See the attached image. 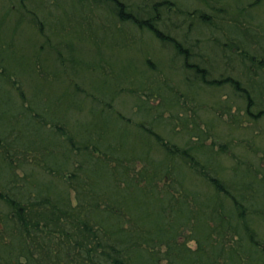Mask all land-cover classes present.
<instances>
[{"label":"trees","instance_id":"trees-1","mask_svg":"<svg viewBox=\"0 0 264 264\" xmlns=\"http://www.w3.org/2000/svg\"><path fill=\"white\" fill-rule=\"evenodd\" d=\"M93 1L114 23H130L137 30L148 28L158 44L172 45L177 53L175 57L183 58L186 67L196 73L192 86L200 83L217 88L228 86L243 99L250 118H264L261 89L264 74L262 77L260 73L257 79L250 76L251 71L249 73L252 66L259 65L264 72V17L261 15L264 0H206L213 12L211 17L198 7L193 9V13L200 16L198 25L203 22L209 29L221 31L222 39H214L222 40L221 48L214 45L222 51L226 63L238 62L246 71L243 76L237 75L241 77L238 79L233 77V72L227 73L226 68L223 71L226 75L221 72L219 76L208 78L205 69L190 63L189 38L184 35L179 38L168 22L174 12L187 13L188 8L178 7L176 11L172 0H155L149 9L146 5L128 6L123 0ZM145 8L154 13L155 24L147 14V20L138 19L139 11H147ZM25 13H33V10ZM22 17L16 26L39 29L38 35L43 37L42 21L36 27L31 20L26 22ZM81 20L75 31L72 23H56L49 28L51 36L43 38L47 44H51L57 30L59 37L64 36L66 41L58 50L57 69L53 67L46 74L40 72V53L30 55L26 48L15 46L11 36L8 41V30L13 29L4 23L0 26V106L5 101H10L11 105L14 101L17 106L16 111L10 113V125H2L0 118V142L8 147L12 141H22L24 145L33 143L26 151L33 150L45 167L56 169L60 184L42 185L38 180L33 181V186L39 184L38 188L22 186L20 191L15 190L17 198L13 205L16 204L18 211L9 223L17 236L6 244L7 252L2 253L8 264H160L161 260L165 264H264V205L255 199L261 183H248L250 176L246 174L242 177H248L247 186L240 183L241 191L235 189L236 182L227 186L225 179L216 176L218 168L214 169L212 164L217 154L208 150L207 154L213 158L206 160L213 168L203 165L199 152L203 139L192 136L186 126L183 132L187 130L194 142H187L185 148L180 149L159 142L161 137L151 125L124 120L112 109L114 98L120 96L114 73V77L111 73L103 77L101 74L95 86L104 84L106 91L96 92L99 99L94 97L93 109H84L83 101L74 100L73 94L68 93L70 75L75 71L85 75L83 70L89 72L92 68L93 60L86 58L94 56L89 46L94 43L92 36L96 29L93 28L98 27ZM161 24L171 31V38L169 34L155 31L157 27L162 28ZM114 36L118 34H108L109 38L114 39ZM125 39L121 43L126 48L135 45L133 40ZM75 55L79 57L76 59ZM40 58L42 60V55ZM109 61L112 60L109 58ZM141 65L140 62L139 67ZM132 70L134 73L123 77L124 87H120L124 88L123 92L129 93L127 85L136 76L137 68L132 66ZM25 76L31 79L29 96L18 81L19 78L25 80ZM49 88L54 90L49 92ZM85 100L88 103L89 100ZM254 108L259 110L258 116L252 112ZM61 118L70 125L71 119L75 122V130L67 143H62L60 138L74 124L58 127ZM157 143L164 153L160 161L151 154V146ZM66 146L78 150V154L74 157L65 152ZM71 162L74 167L70 166ZM67 164L69 167L65 170ZM188 173L202 177L198 179L202 188L193 185L194 188H190L186 182ZM6 188L14 190L15 186ZM70 190L75 192L76 205H72ZM190 241L195 244L194 248L190 247ZM32 244L36 250L31 249ZM162 249L164 253L159 252Z\"/></svg>","mask_w":264,"mask_h":264},{"label":"rangeland","instance_id":"rangeland-1","mask_svg":"<svg viewBox=\"0 0 264 264\" xmlns=\"http://www.w3.org/2000/svg\"><path fill=\"white\" fill-rule=\"evenodd\" d=\"M123 1L128 6L138 5L147 6L148 8L155 0ZM156 1L161 2V0ZM172 1L175 2L173 8L176 11V8L181 7L182 10H187L185 8H188V12L192 10L191 13H193V9L198 7L206 16L210 15L211 17L213 14L207 7L206 0ZM30 10H33V13H25ZM141 11H139L138 19L147 20V14L152 17L151 22L154 23L153 12H148V10ZM188 12L181 14L174 12L168 22L179 38L181 35L189 38L187 40L190 43L188 52L190 63H197L200 68L205 69L210 74H208V78L221 75L220 73L225 68L227 73L233 72L232 75H234L235 79L241 78L239 76H243L246 71L242 70L238 62L226 63L224 54L214 45L218 44L221 48L222 40H218V43L214 40L215 38L222 39L221 31L215 32L214 29H209L208 25L205 26L203 22H200L202 25H198L200 16L195 13L188 14ZM261 15L264 17V3L261 7ZM20 16H23V21L31 20L33 26L35 25L36 27H38L37 23L40 24L42 21V27L44 28L41 29V32L43 37L40 33L38 35L39 29H25L26 27L24 28L21 25L16 26ZM81 19L87 20L89 23L92 22L93 26L98 27V29L93 28L96 29L92 36L94 43L93 46L92 44L89 46L93 49L94 56L86 58L90 59V61L93 60V62L91 61L92 68L89 72L83 70L85 75L80 73V71L78 74L75 71L74 74L70 75L71 87L67 91L70 95L73 94L72 98L76 101H83L82 106L84 109H91L94 99H99L96 92L103 94L106 91L104 84L103 86L100 85V87L95 86L99 82L101 74V77H103L111 73L112 77H114V73L118 79L116 87L119 89L120 96L114 98L112 109L120 113L124 120L131 119L129 122L137 123L140 121L151 125L153 131L161 137L159 142L164 143L166 146L174 145L173 147L184 149L188 144L187 142H194L193 137L188 135L189 132L192 136L201 137L203 139V147L199 152L202 156L200 160L203 165L213 168L209 166V161L213 157H209L207 154L208 150H211L217 154L212 162L215 166L214 169L218 168L216 176L221 180L225 179L227 186H229V183L234 185V182H236L235 189L238 191L242 190L241 184L247 186L246 181L248 183L249 181L261 183L257 186L259 194H255V199L258 204L264 205V118L259 120L250 118L246 114L243 99L238 98L228 86L217 88L207 83L192 86L196 73L186 67L183 58L175 57L177 53L175 54L172 45L158 44L159 41H154L153 34L148 28L137 30L130 23H114L108 13H104L102 9L96 7L93 0H87L86 2H80V0H0V21L2 22L3 20L5 26L7 25L10 29H13L10 30L12 32L8 30V33H10L8 41L11 40L9 39L11 36L14 39L11 40L12 43H15L18 48H26L28 54L40 53L39 63L41 64L40 69L42 70L40 72L42 74L50 72L49 69H53V67L57 69L60 63V61L58 63V50L62 48L63 43L66 41V39H63L64 36L62 38L59 37L60 33L57 30V35L52 38L51 44H47L43 38L51 36L52 31L49 28L52 25L55 27L56 23H72V28L75 31L78 30L76 26L79 22H82ZM3 23L0 24L1 27H3ZM181 24L184 25V27L182 25L183 28L180 27ZM16 27L18 28L17 30ZM161 27L155 28V31L159 34H169L171 38V31L169 32L166 27L163 28V24H161ZM188 27L191 29L188 30ZM110 32L117 33L118 37L109 38L108 34ZM174 32H172L173 35ZM125 38L133 40L135 45H132L131 48H126L124 43H121L126 40ZM35 41L37 44H34V46L33 43ZM256 47L261 49L259 46ZM40 55H42V60ZM78 57V55H75L76 59ZM140 62L142 65L139 67ZM80 64L83 66L84 63L80 62ZM132 66L137 68L136 76L127 85L126 90L129 89V93L123 92L124 88H120L123 77L129 73H134ZM259 67L260 65L252 66L249 69V73L251 71L250 76L258 79L259 74L262 73L263 77L264 72ZM223 75H226V72H223ZM30 80L28 76H25V80L23 78L18 80L21 83L20 87L28 96L30 94L28 91ZM110 83H113V81L110 80ZM122 87H124V84ZM261 89L264 95V85ZM53 90L52 88L48 89L49 92ZM253 94L255 93L253 92ZM85 99L89 100L88 103H86ZM11 103L13 105L10 104V101H5L0 106L2 125H10L12 122L10 113L16 111L17 106L14 105V101H11ZM27 104L25 103V105ZM94 106L97 107L95 104ZM228 107L230 108L228 109ZM53 108L56 109L57 107ZM98 108L103 110L102 106ZM252 112L256 116L259 115L257 108L252 109ZM61 119L58 121V127H70L74 124V127H70L67 134L60 138L62 143H67L75 130V122L71 119L70 125L68 122H64L63 118ZM82 122L85 125L84 123L86 122ZM185 126L189 132L187 130H185L186 133L183 132ZM29 130L32 131L31 127ZM151 140L155 141L153 138ZM2 143L4 142H0V264H8L6 255H2V253L7 252L9 248L6 244L11 243L12 239L17 236L16 230L9 223L10 219H13V214L18 211L16 204L13 205V203H16L14 202V199L17 198L16 191H20L19 188L22 186L32 187L33 181L38 182V180L42 185H48L50 182L54 186H60V184L58 182L59 172L56 169L45 167L41 157L36 152L34 153L33 150L31 153L26 151L27 148L33 147V143L24 145L22 141H12L9 143V147L5 143V146H2ZM159 145L157 143L151 146V154L158 161L164 158V153ZM66 149L67 151L65 152H69L74 157L79 152L68 146H66ZM72 165L73 162H71L70 166ZM68 167L69 165L67 164L65 170ZM246 174L250 176L249 180H246L248 179L247 176L242 177V175ZM236 176L240 177L239 180ZM113 178L117 179L115 176ZM186 178L190 188H194L193 186L202 188L198 180L199 178L202 179L201 176L195 177L188 173ZM6 186H15V188L13 190L6 188ZM38 186L39 184L37 183L33 187L38 188ZM189 190L193 192L196 189ZM74 193L71 190L69 192L72 198V205L77 204V200H74ZM196 198L200 199V197ZM198 202L202 201L199 200ZM255 224H258V222L255 221ZM191 241L189 245L194 248L195 244L191 243ZM31 249L36 250L34 244H32ZM164 250L162 249L159 252L164 253ZM25 262L26 260H24ZM165 263L164 260L160 261V264Z\"/></svg>","mask_w":264,"mask_h":264}]
</instances>
